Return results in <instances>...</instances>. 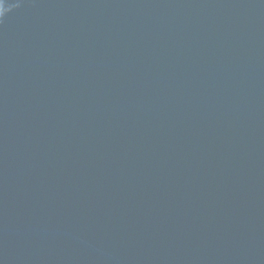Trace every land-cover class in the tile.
Wrapping results in <instances>:
<instances>
[{
	"label": "water",
	"instance_id": "obj_1",
	"mask_svg": "<svg viewBox=\"0 0 264 264\" xmlns=\"http://www.w3.org/2000/svg\"><path fill=\"white\" fill-rule=\"evenodd\" d=\"M0 264H264V0H3Z\"/></svg>",
	"mask_w": 264,
	"mask_h": 264
},
{
	"label": "snow or ice",
	"instance_id": "obj_2",
	"mask_svg": "<svg viewBox=\"0 0 264 264\" xmlns=\"http://www.w3.org/2000/svg\"><path fill=\"white\" fill-rule=\"evenodd\" d=\"M3 3V0H0V4H2Z\"/></svg>",
	"mask_w": 264,
	"mask_h": 264
}]
</instances>
